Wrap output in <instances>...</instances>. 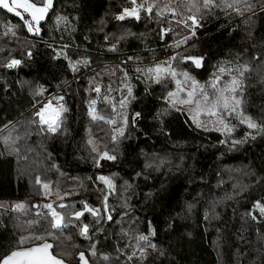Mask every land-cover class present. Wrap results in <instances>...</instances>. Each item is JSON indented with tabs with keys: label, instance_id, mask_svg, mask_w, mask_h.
<instances>
[{
	"label": "trees",
	"instance_id": "obj_1",
	"mask_svg": "<svg viewBox=\"0 0 264 264\" xmlns=\"http://www.w3.org/2000/svg\"><path fill=\"white\" fill-rule=\"evenodd\" d=\"M164 2L168 0H161ZM253 2L256 15L247 23L241 22L242 17L225 16L218 8L205 14L202 26L181 50L184 55L205 57L203 66L196 69L184 62L177 64V71H187L203 83L218 61L249 62L252 70L245 81L243 109L257 123H264V68L258 69L260 61L253 59L264 58V12L259 0ZM54 5L40 35L23 27L16 29L15 36L4 35L6 23L22 21L0 8V258L17 246L20 237L28 241L22 247L41 243L34 236L54 243L53 252L58 255L57 239L46 235L49 218H38L37 207H33L45 199L42 185H49V196L56 198L59 192L77 208L86 202L102 209L108 190L96 177L104 175L115 185L107 201L112 219L105 221L102 209V215L90 219L87 237L79 235L78 224L69 225L59 238L76 246L62 257L67 263L78 264V253L84 252L91 264H264V222H254L247 215L251 212L259 219L253 205L258 200L264 203V135L253 132L254 139L249 136L233 145V140H241L250 131L246 125L230 119L235 130L230 136L222 135L197 128L184 111H171L161 123L155 117L167 107L162 97L173 85L151 84L135 71L137 64L148 66L173 53L168 45L187 36L189 30L172 22L173 31L161 41L160 28L169 25L165 19H171V13L165 19L154 15L149 19L144 14L140 20H116L115 15L131 6L130 0H54ZM171 6L189 14L181 0H174ZM57 15L68 17L69 23L56 24ZM125 32L131 35L117 41ZM112 44L117 45L116 51H109ZM61 50L73 61L86 59L89 63L77 65L78 71L73 72L63 55L55 58ZM11 58L22 61L18 68L3 67ZM121 69L127 72L135 99L130 102L125 135L114 143L111 125L92 121L88 109L95 101L98 114L114 115L112 103L118 99L119 89L127 93ZM97 85L100 93L94 90ZM41 88L43 94L38 95ZM49 96L63 97L67 109L60 137L46 128L40 131L34 115ZM136 112L141 115L133 125ZM30 120L37 123L30 124ZM10 131L11 140L6 144L3 138ZM39 137L51 139L42 155L48 157L50 168L61 165L55 176L37 165ZM89 139L98 152L108 151L116 159H101L100 167L95 166L96 153ZM85 175L89 179L81 177ZM20 202L30 209L13 211L11 206ZM149 222L155 231L150 239L158 251L146 248L147 255L141 258L136 250L129 260L135 250L133 237L147 234ZM93 244L95 256L90 254Z\"/></svg>",
	"mask_w": 264,
	"mask_h": 264
},
{
	"label": "snow or ice",
	"instance_id": "obj_2",
	"mask_svg": "<svg viewBox=\"0 0 264 264\" xmlns=\"http://www.w3.org/2000/svg\"><path fill=\"white\" fill-rule=\"evenodd\" d=\"M174 0H168V2L161 3V0H130L131 7H125L121 12L115 15V19L118 21L125 20L126 17L134 18L140 20L141 12L148 15L151 19L154 15L156 18H163L168 13H171V19H169V25L172 24L173 20L179 25H183L185 29L189 30V35H195V29L201 27L200 20L203 19L205 14L213 12L215 9H220L225 16H237L242 17V23H247L251 20L252 16L256 15V3L253 0H181L185 3L186 11L188 15H184L177 11L176 8L172 7L171 4ZM260 11L264 12V0H259ZM0 8L6 9L8 13L13 14L15 17L22 21V24L13 25L10 22L4 25L5 35L11 34L16 35V29L23 27L27 29L28 33H33L35 35H40L41 33V23L46 22L49 16V11L55 8L54 0H0ZM249 13V15H245ZM177 17H180L177 19ZM63 22L65 25L69 23L68 17L57 15L55 17V23L60 24ZM190 22V23H189ZM171 27L160 28L159 37L161 41L165 39L166 34L172 32ZM124 35H131V33L125 32L124 34L116 37L117 41L124 38ZM143 35V34H142ZM251 35V33H249ZM189 36H183L179 39H174L173 42L168 45V47L173 49V54L168 56L164 61H154L153 64L148 66L137 65L135 71L143 77L144 81L150 82L151 84H158L161 86H166V82L170 81L175 84L173 90L166 92V95L162 99L166 102L167 107L163 112H157L156 119H160L163 123V116L169 114L171 111H182L180 106H188L189 118L192 123L196 125L197 128L205 127L207 130V124L202 123L200 117H209L208 123L214 125L215 130L220 132L222 135L230 136L235 130V126L229 123L230 119L235 118L239 124L246 125L247 131L244 133V138L241 140H233V145L238 143H243L246 138L252 136L253 132L256 135H264V123H257L251 116L247 115L243 109L244 96H245V81L247 75L251 72L252 68L249 62L245 61L243 63L237 62L232 64L231 61H218L214 65V71L210 74V77L205 83L201 84L187 71H177V64L191 61L196 69H200L203 66V61L205 57L203 56H192L184 55L183 52L175 51L187 43ZM105 40H108V36H105ZM68 45H63L62 48H67ZM117 45L112 44L109 47V51H116ZM31 51L28 52V56L31 57ZM63 55V58L68 62V67L73 71H78L77 65L84 64L87 66L88 60L77 59L73 61L68 57V55L61 51H56L55 58H59ZM139 60V57H136ZM254 60H259L260 63L257 68H264V58L253 57ZM128 60H133L132 56L128 57ZM22 63L21 60L11 58L3 65L5 68H15ZM123 72V69H121ZM261 80L264 81V73H261ZM122 83L127 91V96L119 101V110L116 107L115 102L112 103L113 116L106 118L100 115L96 111L95 101L89 104L88 115L91 117L92 121H103L108 125H119L113 128L111 139L115 143L117 137H123L125 135V130L128 125V116L126 113L127 104L130 103L131 99H135L132 96V86L128 83L127 72H123ZM211 89V91H208ZM94 90L100 93V87L97 85ZM123 93V89H119ZM148 91L146 85L145 92ZM38 95L43 94V89L41 88ZM56 100L62 101L63 97L57 96ZM105 101L109 100L108 96L104 97ZM67 111L63 104H59L58 107L53 108L51 101L45 103L38 111L34 113L38 117V122L40 131L46 130L49 133H55L60 128L61 114ZM141 113L136 112L132 116V124L135 125L137 118L140 117ZM30 124L37 123L36 120H30ZM7 125L5 128L7 129ZM18 139V138H17ZM4 142L7 144L11 140V131L9 136L3 138ZM89 144H93L92 151L96 153L94 158V163L97 167H100L101 159L114 161L116 159L115 155H110L108 151L98 152L94 142L89 139ZM224 143L225 141H220ZM15 143V141H12ZM163 163V161H161ZM150 166V165H146ZM139 175V173H137ZM96 180L100 181L108 190L107 194L103 196V211L108 212V194H111L115 190V185L113 180L109 176L99 175ZM36 183L40 184V178H36ZM127 185V182H125ZM45 195H50L51 191L49 185L44 183L42 185ZM58 200H63L59 192L56 193ZM65 195H68L67 193ZM83 203L82 211H75L71 213V216L75 217L76 221L79 222L80 217L84 215L85 212L90 213L93 217H98L100 215V209L90 207L86 202ZM2 206V205H0ZM13 211H21L24 209V202L16 203L11 206ZM33 207H42L46 209V212H38L37 217L45 216L49 218V228L46 230L47 236H52L53 239L59 240L60 236L63 235L64 229L67 227L65 223V216L62 212L57 211L53 207L52 203L44 205H34ZM60 209H64L67 206L64 203L58 205ZM254 208L258 209L259 219L256 215H252L251 212L247 213L254 222H264V203L261 201H256L253 205ZM191 208V205H189ZM107 219L111 220V215H108ZM32 223V221H29ZM89 231V225L83 224L79 228V235L87 237ZM155 236V231L152 228L151 222L148 223L147 234L140 233L135 235L133 239L135 240V250L132 255L128 257L129 260L133 258L136 254V250L139 251L141 258L147 255L146 248H151L153 251H158L157 245L152 242L150 237ZM32 239L41 241V243L35 244L31 247H22L27 241V238L20 237L16 241V247L10 251L8 254L0 258V264H65L63 256H68L70 253L68 251H63L62 255L54 254L53 244L48 243L44 236H34ZM91 255L95 256V245H91ZM160 255L164 253L159 252ZM80 264H88L84 252L78 253ZM104 259H108L104 257Z\"/></svg>",
	"mask_w": 264,
	"mask_h": 264
},
{
	"label": "rangeland",
	"instance_id": "obj_3",
	"mask_svg": "<svg viewBox=\"0 0 264 264\" xmlns=\"http://www.w3.org/2000/svg\"><path fill=\"white\" fill-rule=\"evenodd\" d=\"M139 2V1H138ZM132 6V5H131ZM131 6H129L128 8H130ZM6 10V9H5ZM7 11V10H6ZM52 11V9L49 11V14H50V12ZM145 13L144 12H141V17L144 15ZM147 15V14H146ZM145 15V16H146ZM0 19H2V18H0ZM126 19H134V18H129V17H126L125 18V20ZM162 19H165V17H163ZM170 18H166L165 20H169ZM173 22H175V21H173ZM176 23V22H175ZM168 27H171L170 25H168V24H165L164 25V28H168ZM179 27H181V28H183V25H179ZM172 28V27H171ZM196 29H195V34H196ZM168 34H170V33H168ZM5 35V34H4ZM34 35V34H33ZM187 36H190L189 34L187 35ZM39 37V36H38ZM181 50H183V48L181 47V48H179V49H177V50H175V51H180L181 52ZM173 53H171V54H169L168 56H170V55H172ZM167 56V57H168ZM167 57H165L164 59H162V60H159V61H164V60H166L167 59ZM16 59V58H15ZM137 65H139V64H137ZM15 68H18V66L17 67H15ZM11 69H13V68H11ZM193 76V75H192ZM193 77H195V79L198 81V79H197V77L196 76H193ZM170 84H172L173 85V89L175 88V84L174 83H172V82H170V81H168ZM168 82H166L167 84H168ZM201 84H203V83H205V82H200ZM121 89H123V88H121ZM172 89V90H173ZM208 91H211V89H208ZM127 94V93H126ZM126 94H122L121 93V91H120V94H119V96H118V99L117 100H115L114 99V101L113 102H115V104H116V107H117V109L119 110V101L121 100V99H123L124 97H126L127 95ZM49 101H51V105H52V107L53 108H56V107H58L59 106V104H63L62 103V101H58V100H56L55 98H53V96H49V97H47L45 100H43L42 101V103L41 104H39L38 106H37V109L39 110L45 103H48ZM132 101V99L130 100V102ZM130 103H128L127 104V108H126V113H127V116H128V125H129V119H131V117H130V111H129V107H130ZM181 108H182V111H184L185 113H187V115L189 116V110H188V106H180ZM38 118V117H37ZM200 120L202 121V123H205V124H207V130H212V131H216L215 130V127H214V125L213 124H211V123H208V121H209V117H207V116H201L200 117ZM62 123H63V113L61 114V122H60V128L55 132V133H51V134H53L54 136H56V137H60L61 136V133H60V129H61V125H62ZM195 125V124H194ZM119 125L117 124V125H111V128L113 129V128H115V127H118ZM196 126V125H195ZM45 128H46V126H45ZM128 128V127H127ZM199 129H203V130H206L205 129V127H200ZM127 130V129H126ZM125 130V131H126ZM50 143H51V139L50 138H45V137H39L38 139H37V142H36V156H37V165L38 166H42V167H44L46 170H47V172H48V174L50 175V176H55L56 175V168H59V169H62V167H61V165L60 164H58L56 167L54 166V167H52V168H50L49 166H48V157H46L45 158V156L43 157V151L47 148V147H49V145H50ZM96 166V165H95ZM84 180H87V179H89V177L88 176H81ZM61 197H63V200L61 201V200H58L57 199V197L56 198H53V196H49V195H46L45 196V199H43L42 201H41V203H39V205H44V204H48V203H52L53 204V207H55L56 209H57V211H60V212H62L63 214H64V216H65V223L67 224V227L64 229V230H66V229H68V227H69V225H72V224H78L79 225V228H80V226H81V224H80V222L78 223L77 221H76V219H74L73 218V216H71V213L72 212H75V211H78V208H77V206L75 205V203L74 202H72V201H68L65 197L66 196H62L61 195ZM103 201V200H102ZM60 203H66L67 204V207L66 208H64V209H60L59 207H58V205L60 204ZM24 205H25V207H24V209L23 210H21V211H19V212H22V211H24V210H29L30 208H29V205L28 204H26V203H24ZM100 209V208H99ZM102 209H103V203H102ZM102 209H100V211L102 210ZM35 210V212H36V214L38 213V212H46L47 210L46 209H43L42 207H37L36 209H34ZM101 214V213H100ZM102 215V214H101ZM108 215H111V212H110V210L108 209V212L107 213H105L104 211H103V216H104V219H105V221H108L109 219H107V217H108ZM103 216H100V218H99V220L101 221V220H103ZM87 225H89V231H90V228L92 227V225H91V223H90V219L87 221V223H86ZM88 231V232H89ZM56 250L58 251V255H62V253H63V251H68L70 254L74 251V248L76 249V246L75 245H73V244H67V243H64V242H62L61 240H57L56 242ZM113 264H128V262H126V261H120V262H116V263H113Z\"/></svg>",
	"mask_w": 264,
	"mask_h": 264
},
{
	"label": "flooded vegetation",
	"instance_id": "obj_4",
	"mask_svg": "<svg viewBox=\"0 0 264 264\" xmlns=\"http://www.w3.org/2000/svg\"><path fill=\"white\" fill-rule=\"evenodd\" d=\"M81 209H83V205L81 206V207H79L78 208V210H81ZM93 216L90 214V213H86L80 220H79V222H80V224L81 225H83V224H86L87 223V221L89 220V219H91ZM94 218H97V217H94ZM78 222V223H79Z\"/></svg>",
	"mask_w": 264,
	"mask_h": 264
},
{
	"label": "water",
	"instance_id": "obj_5",
	"mask_svg": "<svg viewBox=\"0 0 264 264\" xmlns=\"http://www.w3.org/2000/svg\"><path fill=\"white\" fill-rule=\"evenodd\" d=\"M43 23H44V22H42L41 25H42ZM187 62H191V61H187ZM65 205H66V204H65ZM82 210H83V209L78 210V211H82ZM86 213H87V212H85L84 215H85ZM84 215H83V216H84ZM83 216H81L80 219H81ZM73 218L75 219V217H73ZM48 243L53 244V251H54V248H55L54 243H52V242H48ZM85 256H86V255H85ZM86 259H87V261H88V264H91L90 261H89V259L87 258V256H86ZM78 260H79V257H78ZM65 264H69V263H67V262L65 261ZM78 264H80V262H79Z\"/></svg>",
	"mask_w": 264,
	"mask_h": 264
}]
</instances>
